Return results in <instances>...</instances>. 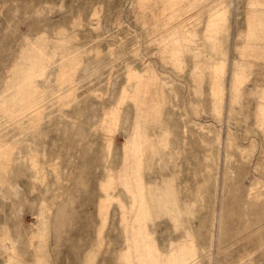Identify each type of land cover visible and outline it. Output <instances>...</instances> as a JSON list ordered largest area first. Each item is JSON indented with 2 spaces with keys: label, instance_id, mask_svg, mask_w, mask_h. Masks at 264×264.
Returning <instances> with one entry per match:
<instances>
[{
  "label": "rangeland",
  "instance_id": "obj_1",
  "mask_svg": "<svg viewBox=\"0 0 264 264\" xmlns=\"http://www.w3.org/2000/svg\"><path fill=\"white\" fill-rule=\"evenodd\" d=\"M0 264H264V0H0Z\"/></svg>",
  "mask_w": 264,
  "mask_h": 264
}]
</instances>
